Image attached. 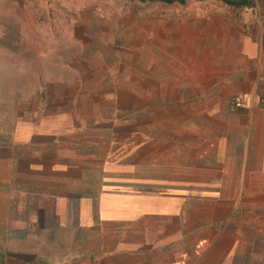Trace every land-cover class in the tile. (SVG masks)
Returning <instances> with one entry per match:
<instances>
[{
    "label": "crops",
    "instance_id": "crops-1",
    "mask_svg": "<svg viewBox=\"0 0 264 264\" xmlns=\"http://www.w3.org/2000/svg\"><path fill=\"white\" fill-rule=\"evenodd\" d=\"M141 3L177 13L140 60L77 52L0 115V264H264L257 0Z\"/></svg>",
    "mask_w": 264,
    "mask_h": 264
},
{
    "label": "rangeland",
    "instance_id": "rangeland-1",
    "mask_svg": "<svg viewBox=\"0 0 264 264\" xmlns=\"http://www.w3.org/2000/svg\"><path fill=\"white\" fill-rule=\"evenodd\" d=\"M77 1L0 0L1 116L11 112L15 95L28 88L20 83L35 82L42 77V69L52 65H74L72 58L77 52H84L77 56L83 62L94 56L97 59V49L104 52L105 48L116 47L123 51V44L131 42L138 52L135 61L137 57L140 60L141 44L146 41L143 36L148 32L146 25L154 26L157 9L165 15L166 21L159 22L164 28L172 25V15L177 13L174 6L137 0H87L86 6ZM96 3L100 5L95 6ZM82 9L89 19L82 20ZM85 30H106L109 34L92 38L83 34Z\"/></svg>",
    "mask_w": 264,
    "mask_h": 264
},
{
    "label": "built area",
    "instance_id": "built-area-1",
    "mask_svg": "<svg viewBox=\"0 0 264 264\" xmlns=\"http://www.w3.org/2000/svg\"><path fill=\"white\" fill-rule=\"evenodd\" d=\"M256 5L259 10V21L262 30L261 43H262V48L264 49V0H257ZM258 103L264 107V95L259 97ZM245 104H246L245 98L241 95H236L230 100L229 108L231 111H234L239 109L240 107H243Z\"/></svg>",
    "mask_w": 264,
    "mask_h": 264
},
{
    "label": "trees",
    "instance_id": "trees-1",
    "mask_svg": "<svg viewBox=\"0 0 264 264\" xmlns=\"http://www.w3.org/2000/svg\"><path fill=\"white\" fill-rule=\"evenodd\" d=\"M140 2H155L159 1L165 4H173V3H179V4H184L186 0H137ZM225 4L235 6V7H242V6H250L253 3V0H221Z\"/></svg>",
    "mask_w": 264,
    "mask_h": 264
}]
</instances>
